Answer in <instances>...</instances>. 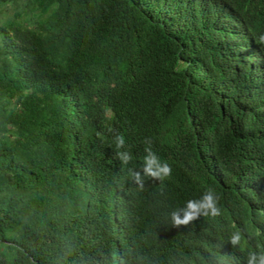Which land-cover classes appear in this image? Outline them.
<instances>
[{
	"label": "trees",
	"instance_id": "trees-1",
	"mask_svg": "<svg viewBox=\"0 0 264 264\" xmlns=\"http://www.w3.org/2000/svg\"><path fill=\"white\" fill-rule=\"evenodd\" d=\"M262 37L264 0H0V264H245L264 249ZM146 139L172 175L140 190L127 168ZM208 188L222 214L172 228Z\"/></svg>",
	"mask_w": 264,
	"mask_h": 264
},
{
	"label": "clouds",
	"instance_id": "clouds-1",
	"mask_svg": "<svg viewBox=\"0 0 264 264\" xmlns=\"http://www.w3.org/2000/svg\"><path fill=\"white\" fill-rule=\"evenodd\" d=\"M264 39V37H262ZM113 144L115 146V158L120 161L122 166H128L133 161V153L127 144L124 134L113 130ZM145 155L143 163L139 168L128 167V177L140 190H143L146 180L158 181L161 185L171 177L172 167L166 161H162L153 150L152 142L145 140ZM220 196L214 189L208 188L199 199H190L184 206L174 208L168 213V220L172 228H187L189 225L201 218H216L222 214L219 206ZM233 248L241 243V234L236 231L229 238ZM245 264H264V249L252 251L248 254Z\"/></svg>",
	"mask_w": 264,
	"mask_h": 264
}]
</instances>
